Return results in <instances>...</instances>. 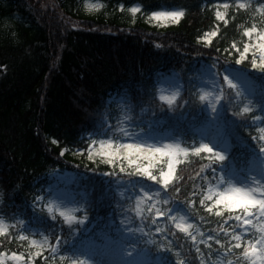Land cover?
Segmentation results:
<instances>
[{
	"label": "trees",
	"instance_id": "16d2710c",
	"mask_svg": "<svg viewBox=\"0 0 264 264\" xmlns=\"http://www.w3.org/2000/svg\"><path fill=\"white\" fill-rule=\"evenodd\" d=\"M85 1L0 0V23L9 20L10 26L9 31L0 29V214L8 221L14 220V214L31 221L34 228L51 236L52 243L61 236L62 248L79 245L88 236L98 242L109 237L114 240L113 246L126 247L128 242L121 238L124 229L143 226L148 234L136 233L137 249L149 251L146 258L154 260L165 253L148 241L167 242L154 232L150 219L141 225L130 209L134 200L118 194L128 187L129 179L142 178L122 173L104 175L112 171L111 166L93 164L86 152L80 155L77 150L87 149L88 135L97 129L106 109L109 122L115 126L119 109L116 103L109 106L108 101L127 95L133 97L136 106L132 117L141 126L146 127L150 121L157 133L180 136L185 146H191L194 140L198 143L196 131L209 118V112L199 102L197 90L211 87L209 70H218L221 80L225 68L246 71L252 78L248 86L259 92L264 74L253 70L248 60L235 64L239 54L231 45L235 41L242 50L248 40L243 35L244 27L256 22L264 28V17L256 11L258 0H252L247 10H237L233 2L227 10L226 26L215 17L217 0H96L103 7L93 11L85 8ZM134 5L142 8L135 17L129 11ZM160 6L183 9L185 16L179 23L158 27L149 21L148 14ZM220 10L224 11L222 7ZM217 25L218 35L210 38L211 44L198 39ZM213 64L216 68L211 67ZM169 82L178 83L182 100L189 101L174 110L162 105L157 95V89L167 87ZM233 110L228 106L219 123L225 127L227 120L225 130L231 135L232 151L238 165L243 166L251 151H258L252 137L259 133L250 117L233 116ZM253 115L262 114L256 111ZM65 148L68 150L60 155ZM189 160L178 166V175L183 177L176 182L180 193L169 189L167 194L178 197L175 202L180 204L195 200L196 211L188 209L190 219L205 233L215 234L222 218L205 212L199 204L205 182L196 174L207 161L196 156ZM51 173L71 175L66 190L74 199V207H87V220L74 225V232L59 219L52 220L45 210L32 206L37 195L46 194ZM207 175L211 178L210 170ZM76 214L84 215L82 211ZM125 217L131 225L121 223ZM163 222L159 221L160 226ZM175 231L176 238L169 239L177 247L183 244L182 253L191 264H199L194 249L188 252L191 242ZM17 235L13 228L10 235L0 237V252L8 253L5 264H15L10 258L12 252L27 256L35 251L28 241L16 239ZM220 236L224 238L222 232ZM212 243L214 248L219 247ZM200 247L207 251L204 245ZM167 255L176 260L174 254ZM35 264L61 262L52 261L51 253L45 251L35 258Z\"/></svg>",
	"mask_w": 264,
	"mask_h": 264
},
{
	"label": "snow or ice",
	"instance_id": "6c2138e0",
	"mask_svg": "<svg viewBox=\"0 0 264 264\" xmlns=\"http://www.w3.org/2000/svg\"><path fill=\"white\" fill-rule=\"evenodd\" d=\"M233 2L237 10L252 7V0H217L215 17L217 21H223L225 26L229 23L227 10ZM88 7L90 10H99L103 4H89ZM221 7L224 11L220 10ZM129 11L135 17L142 8L134 5ZM256 11L264 17L262 0H258ZM184 16L183 9L160 6L150 11L148 19L156 22L158 27H167L169 24L179 23ZM218 30L219 25L198 39L211 44L210 38L217 36ZM243 35L248 40L243 44L242 50L235 41L231 45L239 54L235 64H243L248 60L253 70L264 74V28L253 22L250 27H244ZM211 67L216 68V65ZM224 72L226 74L221 80L218 78V70H209L208 83L211 87H200L197 90L199 102L206 105L209 112V118L200 128L198 143L194 140L191 146H185L180 136L158 134L150 121L146 127L141 126L132 117L136 106L133 97L127 95L120 100L110 98L108 101L109 106L116 103L119 109L115 126L109 122V109H106L97 129L88 135L87 149L77 150L80 155L86 152L87 159L93 164L111 166L112 171L104 175L119 176L122 173L128 177L142 178L129 179L126 182L128 187L118 194L129 201L134 200V207L130 205V209L140 219L141 225L148 219L155 225L154 232L160 234L167 243H160L155 239H150L148 243L156 245L165 254L149 260L146 258L150 256L149 251L137 249L139 238L136 233L148 234L143 226H128L124 229L121 238L128 244L117 250L119 259L113 261L105 258L107 249L89 250L76 244L62 248L61 236L57 235L55 243H52L51 236L46 231L34 228L31 221L15 214L14 220L8 221L0 214V237L10 235L11 229L16 228L18 235L15 238L28 241L29 247L35 249L29 251L27 256L12 252L11 260L15 264H35L36 257L49 251L51 260L58 259L61 264H191L187 255L181 251L183 244L177 247L169 239V236L176 238L175 230H178L184 235L185 241L191 242L188 252L191 253L194 249L199 264H264V115H253L256 111L264 114V75L260 78V90L257 92L248 86L252 78L246 71L225 68ZM157 95L161 104H166L172 110L178 108L181 102H189L182 100L181 86L174 82L157 89ZM228 106L234 109L233 116L250 117L259 133L252 137L258 145V151L254 148L243 166L238 165L237 156L232 151L231 135L225 130L227 120L225 119V127H221L219 123ZM144 111L142 107L141 112ZM53 143L58 141L53 140ZM67 150L63 149L60 155H64ZM190 156L207 161L200 165V172L196 174L205 182V186L200 188L199 204L205 212L222 218L215 234L212 231L205 233L190 219L188 209L196 211L195 200H185L180 204L175 202L178 197L167 194L169 189L180 193L181 187L176 182L183 180V177L178 175V166L190 163ZM208 170L211 171V178L207 175ZM201 173L204 175L201 176ZM148 181L152 183L149 184ZM46 195L50 194L37 195L33 201L34 206L42 211L46 210L52 220L59 219L68 226L70 232L75 231L74 225L83 224L87 220V207L84 205L67 207V202L63 199H46ZM192 195L197 193L194 191ZM81 211L84 215L78 216L76 213ZM159 218H165L163 226H160ZM200 219L203 220L204 217ZM121 223L131 225L132 221L125 217ZM212 242L219 247L214 248ZM200 245H204L207 251L202 250ZM167 253L174 254L176 260L172 261ZM6 256L8 253L0 252V264H5ZM44 259L47 261L49 257L44 256Z\"/></svg>",
	"mask_w": 264,
	"mask_h": 264
},
{
	"label": "rangeland",
	"instance_id": "374dc122",
	"mask_svg": "<svg viewBox=\"0 0 264 264\" xmlns=\"http://www.w3.org/2000/svg\"><path fill=\"white\" fill-rule=\"evenodd\" d=\"M95 3H99V2L96 0H86L84 2V6L88 11H93L89 9L88 5L95 4ZM9 27H10L9 20H4L3 22L0 23V29L9 31L10 30ZM224 74L226 73L224 72L223 75ZM162 135L170 136L169 133L162 134ZM70 181H71V177L66 173L51 174V181L46 188V193L50 194L47 199L51 197H59L67 202L66 204L67 207H74L73 197L66 190V185L69 184ZM111 243H112V240L110 239H106L102 244H98L94 242L93 240L89 239V240L84 241V243L81 244L80 246H83L84 248L89 249V250L107 249L108 254L106 255L105 258L115 261L119 259V254L117 253V250L121 249V246H113L111 245ZM114 253H117V254H114Z\"/></svg>",
	"mask_w": 264,
	"mask_h": 264
}]
</instances>
